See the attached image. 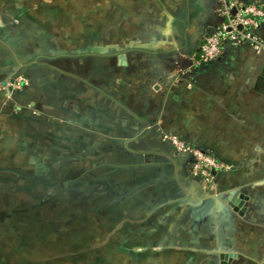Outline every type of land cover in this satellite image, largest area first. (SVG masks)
<instances>
[{
	"label": "crops",
	"instance_id": "obj_1",
	"mask_svg": "<svg viewBox=\"0 0 264 264\" xmlns=\"http://www.w3.org/2000/svg\"><path fill=\"white\" fill-rule=\"evenodd\" d=\"M234 1L264 9L0 0V212L29 209L24 174H68L70 200L85 195V221L58 223L56 252L0 218V264H264V27L262 46L199 57ZM171 135L222 167L192 174ZM65 225L88 232L74 239Z\"/></svg>",
	"mask_w": 264,
	"mask_h": 264
},
{
	"label": "rangeland",
	"instance_id": "obj_2",
	"mask_svg": "<svg viewBox=\"0 0 264 264\" xmlns=\"http://www.w3.org/2000/svg\"><path fill=\"white\" fill-rule=\"evenodd\" d=\"M24 176H26L25 178L29 186V209L24 211L0 212V218H10L14 220V225L7 226L4 231L11 236L17 237L20 236L21 230L23 234H38L39 236H44L45 242L43 245L45 248L43 249L48 252H56V248H58V246H56V227L57 230H62L64 228H59L58 223L62 220L67 222L70 219H75L76 214H83L80 215L79 218L82 222L85 221L84 210H81L84 209V192L82 191L81 195H79L78 192L73 194L72 200H70L71 195L69 194L67 184L69 181L68 174H24ZM13 181L15 182V180ZM78 189L81 190L82 188L79 187ZM77 201L78 210H76V212L70 205L74 206L77 204ZM79 203L81 204L79 205ZM27 221L29 226L21 228V222L25 223ZM65 227L67 230L64 232L66 233L70 230L71 232L68 233V235L71 234L74 236V239L76 236H82L83 238L86 232H88V227H84V225H77L72 228L65 225ZM60 241L66 242V244H61L62 249H66L70 243L62 239H60ZM77 241H79V239H77ZM75 243V240H72V246H74ZM41 247L42 245L39 244V248ZM27 249H35V247L28 245Z\"/></svg>",
	"mask_w": 264,
	"mask_h": 264
},
{
	"label": "built area",
	"instance_id": "obj_3",
	"mask_svg": "<svg viewBox=\"0 0 264 264\" xmlns=\"http://www.w3.org/2000/svg\"><path fill=\"white\" fill-rule=\"evenodd\" d=\"M223 20L212 34L207 36L199 46V57L203 62L215 59L227 43H249L255 47L262 46L256 35L260 26L264 27V9L255 3L242 4L232 2L225 5L221 11ZM27 84L23 74H18L12 81V86L21 88ZM173 149L181 154H188L192 158L191 172L205 180H211L214 171L220 169L222 164L210 154L197 149L176 136H168Z\"/></svg>",
	"mask_w": 264,
	"mask_h": 264
},
{
	"label": "water",
	"instance_id": "obj_4",
	"mask_svg": "<svg viewBox=\"0 0 264 264\" xmlns=\"http://www.w3.org/2000/svg\"><path fill=\"white\" fill-rule=\"evenodd\" d=\"M238 203V202H237ZM239 203H241V202H239Z\"/></svg>",
	"mask_w": 264,
	"mask_h": 264
}]
</instances>
